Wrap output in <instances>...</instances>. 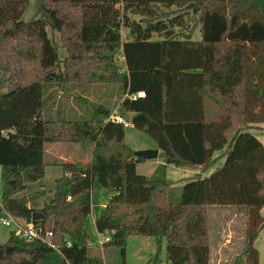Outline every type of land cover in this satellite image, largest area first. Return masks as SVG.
Returning <instances> with one entry per match:
<instances>
[{"label": "trees", "instance_id": "16d2710c", "mask_svg": "<svg viewBox=\"0 0 264 264\" xmlns=\"http://www.w3.org/2000/svg\"><path fill=\"white\" fill-rule=\"evenodd\" d=\"M28 6L0 0V88L10 63L18 68L17 85L0 93L3 205L43 178L46 143L75 144L91 160L59 164L63 175L40 209L18 203L16 217L52 236L27 241L11 232L0 264H103L85 230L94 181L115 190L95 228L122 264L128 236L164 241L172 264H209L211 207L245 208L240 256L258 264L264 145L251 131L264 135V0H33L23 20ZM184 11L198 16L199 41L182 31ZM100 85L117 89L118 114L149 135L163 164L199 171L176 201L164 177L136 173L143 160L125 144L124 127L105 122L110 107L67 91ZM137 92L145 97H126ZM65 97L92 117L65 118ZM36 211L42 217L32 222ZM147 264H161L158 253Z\"/></svg>", "mask_w": 264, "mask_h": 264}, {"label": "rangeland", "instance_id": "374dc122", "mask_svg": "<svg viewBox=\"0 0 264 264\" xmlns=\"http://www.w3.org/2000/svg\"><path fill=\"white\" fill-rule=\"evenodd\" d=\"M175 9H170L173 11ZM184 25L182 31L184 33H191L193 41H199L201 39L200 25L198 23V16L192 12L186 13L184 11ZM33 15V0H29V6L24 12L23 20H29ZM138 19V17H134ZM177 30V29H176ZM178 31V30H177ZM48 34L51 35V32L48 30ZM127 34V31L122 30V36L124 37ZM63 55V51H59V56ZM18 68L14 62L10 63V69L6 73V83L0 88V93L8 92L17 85L16 72ZM97 88H104L111 93L116 94V100L118 101L119 96H117V90L113 86H93ZM90 87V88H93ZM74 88L75 92H71ZM71 94L80 95L85 99H89L92 102H96L95 99H92V95L89 94V91L85 87H68V90ZM116 90V92H115ZM85 91V92H84ZM88 92V93H87ZM79 93V94H78ZM59 94V93H58ZM90 95V96H89ZM77 107V112H69L71 107ZM62 109L65 112V118L70 120H89L92 117V112L90 108L86 105H75L72 99H67L66 97L63 100ZM79 108V110H78ZM57 109V102L54 110ZM70 115L68 117L66 114ZM53 116V119H56V115L50 114ZM251 133L255 135L260 142L264 145V135L263 131L252 130ZM124 142L125 144L132 149L133 152L142 151V150H156L155 142L147 135L145 132L132 127L124 128ZM48 159V157H46ZM158 159V158H157ZM155 159L152 160H143L136 165V173L145 177H155V178H165L167 181L171 182L172 188V198L176 201L179 197V193L184 183H186L191 177H193L199 171H193L186 168H176L168 167V165L156 166L154 165ZM221 164H215L211 169L203 174V176H208L218 168ZM164 172L162 176L161 172ZM1 172V170H0ZM59 168L47 166L44 170L43 178L36 183H29L26 185V188L23 192L11 196L7 202L15 201L17 203L23 202V204L30 208H41L42 205L48 202L52 196L51 191L53 192L54 179L58 177ZM42 189V190H41ZM92 205L94 211L99 209V206L96 203H100L101 198L95 196V189L92 188ZM42 193L40 196L29 197L37 193ZM115 193V190H113ZM3 183L0 177V215L5 213L3 205ZM219 212V213H217ZM223 212V213H220ZM236 213V214H234ZM232 214H234L232 216ZM260 217L264 220V207L259 211ZM209 218H210V245H209V264H246L245 256H240L242 251V242L244 240L245 233V223L246 215L244 207H211L209 209ZM20 223H23L24 220L20 217H17ZM230 219V220H229ZM226 220H229L225 223ZM11 232H17V229L12 225L10 227H5L0 224V245H4L10 236ZM86 232L89 235V245L92 248L90 255L98 256L102 259L103 264H122V259L120 256L119 249L114 247H109L103 249L101 246V240H104V235H99V238H96L95 232L86 229ZM224 235H229V237H224ZM227 239L229 244L226 247H223L220 251L218 250L220 244ZM100 241V242H99ZM253 247L258 252V264H264V227L260 231L259 236L253 243ZM219 251V252H218ZM221 256L218 258L217 253ZM158 253V259L161 264H172L166 257V247L165 242L162 241L159 246L154 238L151 237H140V236H128L125 241V257L124 264H147L148 260L154 257ZM219 259V260H218Z\"/></svg>", "mask_w": 264, "mask_h": 264}, {"label": "crops", "instance_id": "0c3cea01", "mask_svg": "<svg viewBox=\"0 0 264 264\" xmlns=\"http://www.w3.org/2000/svg\"><path fill=\"white\" fill-rule=\"evenodd\" d=\"M90 87H93V86H90ZM90 87L87 88V89L89 91V94L92 95L91 96L92 99H95L96 100L95 103L104 104V105L109 106L111 112L113 110L118 109L119 104L121 103L122 99H120V100L117 101L116 100V94L111 93L110 91H107L104 88H97L96 89L95 87H93V88H90ZM116 90H115V92H116ZM71 92H75L74 88L72 89ZM78 96H80V95H78ZM59 98H60V96L57 95L56 101ZM69 98L72 99V101H73V98L72 97H68L67 99H69ZM86 100L88 102H92L89 99H86ZM71 108H73V109L76 110L77 107L76 106L75 107L73 106ZM78 110H79V108H78ZM76 112H77V110H76ZM158 152H159V150H158ZM46 157H48V159H46ZM157 158L155 159L154 165H156V166H164L165 164H163V162L161 160L157 159ZM44 160L47 163L46 166H45V168L47 166L59 168V171L60 172L57 175L58 177H56L54 179V183H55V180L58 179V178H60L63 175V171H62L61 167L59 166V164H61V163H68V162H79V163L86 164V163H89L90 162L91 155L89 153H81L80 150H79V148H78V146H76L75 144H67V143H60V142H57V143H46L44 145ZM49 162H56V165L50 164ZM168 167H173V166H169L168 165ZM92 188L95 189V196L101 198V201H100L99 204L96 203V205L99 206V209L97 211L96 210L94 211V209H95V208H93L94 205H91V213H90V215L87 217V219L85 221V230L88 228L89 230H91V232L94 231L96 233L95 236L97 235L96 238H99L98 236L100 234H98L97 231H96V228H95V220L98 218L100 212L103 210V208L105 207L106 203L109 201L110 197L114 193H113V190L112 189H104V188H102L96 181H94V184H93V187ZM51 194H52V191H51ZM91 203H93L92 195H91ZM28 208H30V206H28ZM38 209H40V208H38ZM217 213H219V212H217ZM220 213H223V212H220ZM234 214H236V213H234ZM234 214H232V216ZM229 220H226L225 223H227ZM209 222H210V218H209ZM224 237L225 238L226 237H229V235H224ZM101 242H102V240H101ZM209 242H210V240H209ZM228 244H229V242L226 239L224 242H222L220 244L218 250L220 251L223 247H226ZM218 252H216L217 253V256H218V258H221V256L219 255Z\"/></svg>", "mask_w": 264, "mask_h": 264}, {"label": "built area", "instance_id": "2783aa9c", "mask_svg": "<svg viewBox=\"0 0 264 264\" xmlns=\"http://www.w3.org/2000/svg\"><path fill=\"white\" fill-rule=\"evenodd\" d=\"M126 97L129 98L130 100H135V99L144 98L145 96L143 92H137L130 96L126 95ZM106 121L121 124L124 128H128L132 126L130 122L125 121L118 114V109L113 110L109 114L105 122ZM4 210L5 213L3 215H0V224L5 227H10L13 225L17 229V232L16 233L14 232L16 236L27 241L40 240L41 242H48V239L52 236L50 232L42 234L40 229L34 227L31 223H26L25 221L23 223H20L14 214L8 212L7 209L5 208ZM108 240L109 238L105 236L104 240L101 242V245Z\"/></svg>", "mask_w": 264, "mask_h": 264}, {"label": "water", "instance_id": "95a60500", "mask_svg": "<svg viewBox=\"0 0 264 264\" xmlns=\"http://www.w3.org/2000/svg\"><path fill=\"white\" fill-rule=\"evenodd\" d=\"M40 116V114H37L36 118H38ZM136 157L141 158L142 160H152V159H156L158 157V149L156 150H142V151H137L134 152ZM6 209L8 212L16 215V216H20L22 214V209L21 206L15 202V201H9L7 202V206ZM42 214L38 211L33 212L31 214V221L35 222L38 221L39 219H41ZM7 253L11 252V249L8 247L6 249Z\"/></svg>", "mask_w": 264, "mask_h": 264}]
</instances>
